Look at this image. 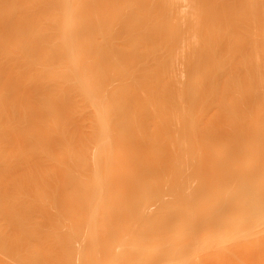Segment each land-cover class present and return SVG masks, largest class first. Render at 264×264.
<instances>
[{"label":"rangeland","instance_id":"374dc122","mask_svg":"<svg viewBox=\"0 0 264 264\" xmlns=\"http://www.w3.org/2000/svg\"><path fill=\"white\" fill-rule=\"evenodd\" d=\"M19 1L21 0H0V174L2 175L0 179H3V185L2 187L0 186L3 194L1 195V203L4 204L3 202L7 199L10 203V200L12 201L15 198V201L12 202L16 203L11 204L13 207H10L14 209L19 205L16 208V211L18 210L16 213L20 215V217L18 216L19 219L16 218L15 211L9 209L8 211H12L11 213L9 212L10 214L15 213L14 215L12 214L13 216L5 210L7 218L3 220V217L6 216L5 212V215L0 217L2 218L0 220L2 223H0L3 227L5 225L6 227L8 226L7 228L13 227L14 229H8L7 231V228L4 227L5 229L3 230L5 232L3 233L2 231V236L8 233L5 236L8 238L12 237L8 240L5 238L6 241L4 238H1L3 239L1 240L3 241V244H1L3 250L1 255L3 256L4 263L257 264V253H252L253 251H250V253L245 251H241V253L240 251H233V253L231 251L229 253L226 250H221L220 252L214 248H206L207 243L204 245L205 242L202 243L200 241H197V246L195 239L198 237V240H200V236L198 235L192 237L193 246L186 243L191 236L190 233L192 234L193 221L201 220L204 218V214L210 211H208L207 207H211L210 205H213L211 204L213 201H209L220 198V195L226 194L231 190L232 186L229 187L230 189L227 188L231 184L226 186L228 181H232L233 179L228 178L231 177L230 174L232 175L230 171L233 169L232 177L234 176L233 181L235 183V181H238L237 175L240 173L237 174V171H234V169L238 170L243 165L245 166L246 163V166L252 164V162L245 159V156H250V154L257 152V155L255 154L257 156V165H261L262 163L264 167V0H196V2H192L193 0H70V3H74H72V6L74 5L75 7H72L73 12H75L74 18L79 16L77 18L78 21L73 16H69L71 19L68 18L69 20L67 19V21L65 19L68 17L65 15L73 14L72 10L68 11L71 8V5L66 3L68 0ZM76 2L78 4L82 3L78 5ZM193 3L196 4L193 5ZM82 4H85L86 9H84L85 6H82ZM78 6L84 8H78ZM195 7L197 8L195 9ZM78 9H80L81 14ZM81 10L85 12L86 16ZM198 12L201 13L199 14ZM202 13L204 14L202 15ZM80 16L81 18L83 16V20ZM197 21L200 22L198 23ZM65 22H69V24L74 22L77 26H80L78 24L82 22L83 25L81 24V28L76 25H68ZM65 25L68 29H66ZM72 27L84 30L83 33H80L77 29L78 33L82 35L79 38L83 41L87 40L89 44L79 41L75 30L74 34L76 37L73 33L67 34V37L75 38V41L71 40L73 43L68 44L65 40V34L67 33L65 30L71 29L68 32H73ZM63 30L66 33H63ZM62 35L65 41L62 40ZM234 40L236 41L234 42ZM63 41L67 43V46L65 44L66 48L70 44L71 47L72 44L74 46V42L75 44L77 42L78 46L77 44L75 46H80L82 48L81 51L85 48V51L81 52L79 50L80 55L77 54L78 51H75V55H73V47L66 50ZM80 42L81 44L79 45ZM86 44L88 49L85 46ZM112 49L115 52V56H113L114 61L113 58L111 60L113 62L108 57L109 50L111 52ZM68 50L72 51V53L70 52V56L67 57ZM95 50H98V52L95 53ZM192 51L195 52L193 53ZM83 53L86 54L83 55ZM76 54L80 57L82 54L84 59L87 58L86 61L82 57L79 60L73 59L74 57H79ZM188 54H192V57L190 55L188 57ZM71 55L73 56L71 57ZM101 55L104 57L99 58ZM80 60H82L80 62V69L78 68L79 70H77L76 66L78 64L76 63H79ZM252 63L254 64L252 65ZM193 67L197 70L193 71ZM86 70H89L88 73L92 71L93 75L86 76L87 74H84L87 73ZM119 71L120 73H118ZM120 74L122 75L120 76ZM82 75L85 76L83 77ZM248 75L252 78L249 79ZM85 77L87 80H91L85 81L86 79H83ZM87 83H89V86ZM91 83L93 86L90 85ZM123 84L127 90L124 89ZM85 88L90 91L87 90V93L84 90ZM122 89L124 90L123 95ZM247 90L251 91V95L257 91L255 93L257 95L254 94L255 97L254 95L252 97L250 95L249 97ZM114 94H117V97L118 94H121L119 95V100L117 99V103L120 99L122 103L119 102L117 105L115 102V105L111 106V102H113L111 101L112 98L116 97ZM124 95L125 97L123 98L122 96ZM253 115L254 119H252ZM249 117L250 119H247ZM118 120L120 121L118 122ZM243 121L244 123H242ZM254 122L257 123V126ZM239 127L242 128L240 133ZM250 129H253V132ZM254 131H256L255 134ZM250 142L253 144H250ZM239 143L240 146L244 144L245 148H242V146L237 148L239 146L237 144ZM247 144L251 145V148L252 145L254 148L257 147L256 152L254 149L252 152V149ZM235 145L240 151H238L239 154L242 151L241 154L243 155L240 154L242 157L236 154ZM175 156L177 157L175 158ZM231 161L232 163L235 162V166L238 165L239 161V164L242 166L238 165L236 169L230 163ZM242 162H245V164H242ZM140 165L141 169H139ZM154 165L156 168L153 167ZM229 165L231 167H228ZM129 168L131 169L129 170ZM35 170L37 171L35 172ZM140 170H144L143 174ZM263 171L257 177V192L260 191L259 188L262 189L264 187V184L261 182L264 181ZM131 174L136 178L133 176L131 179ZM242 174L244 176L240 175V177H247L246 173ZM261 175H263V179H260ZM119 177L123 178L126 182L125 185L121 186L122 189L114 182ZM224 178H226V181H224ZM138 179H140V182L137 181ZM142 180L144 183L146 181L148 186L150 185V189L146 184L144 186V183L142 184L144 187L140 186ZM119 181L121 182L122 179ZM176 181L178 186L176 187L175 184L173 187L176 189L171 188ZM133 183L135 184L133 185ZM153 183L156 185L152 186ZM234 183H232L233 186ZM122 184L124 183L121 182L120 185ZM128 186H133L132 189L134 190H131V187L129 188ZM199 186L205 189H202L203 192L201 193L203 194L199 195V201L197 199L189 201L190 196H193L195 193L193 191H195V188L199 189ZM117 187L119 188L118 191ZM125 189L130 191V196L129 192L127 194V190L125 191ZM56 190L57 192H55ZM3 191L6 193H3ZM143 191L146 192L144 193ZM21 192L23 195L20 194ZM147 192L149 193L147 194ZM199 192H196L197 195L200 194ZM100 193L102 194L101 200L103 201L99 203ZM180 193L182 194L180 195ZM173 194H178V197H175ZM135 195L139 198L135 197ZM144 195L146 196L145 198H143ZM179 195L182 200H178L180 199ZM232 195H235V192ZM98 196L99 199L96 198ZM200 196H203L205 199L207 198V203H205L206 200L204 198L200 200ZM105 197L109 198L108 201ZM116 197L117 199H114ZM118 197H121V201ZM17 198L21 199L19 201L23 203L16 201ZM40 198L44 201H41ZM152 198L154 199L152 200ZM122 199L123 202L127 200L126 203L121 204ZM8 200L4 204L6 207H9L7 206ZM25 201L28 204L24 203ZM159 201L160 203H158ZM118 202L120 203L119 205ZM147 202L149 205L146 204ZM193 202H195V205ZM23 204H25V207ZM156 204L159 208H165H161L160 210L156 207ZM188 205L190 208H187ZM21 206L24 208L29 206L32 209H30L31 212H34L30 213L32 216H29V212L24 214V211L29 210V208L23 210ZM43 206L45 208H42ZM36 208H39V210ZM46 208V212L50 210L49 221L47 215L44 218L47 221L42 217L43 221L38 216L43 211L45 212ZM123 209L125 210L123 211ZM147 209L154 210V213L157 211V214L148 213L146 212ZM190 209L193 211L191 216L185 217L179 220V222L177 221L174 226L172 215L175 211L180 213L183 210L187 211ZM112 211H116L119 217L124 219L117 218L118 214H114ZM129 212L131 213L129 214ZM143 212L150 215L148 218L154 217V219H148L147 215H145L146 213L143 214ZM160 212L164 214L162 213V215ZM108 213L110 216L106 215ZM21 214L28 215L26 217L22 216V218ZM33 214L35 217L38 216L36 219L39 222L35 221ZM115 215L117 216L116 218ZM11 216L13 218L15 216L16 219H11ZM160 216L162 217L161 219L159 218ZM27 217L33 223L28 222ZM107 217L109 219L106 220ZM144 217L148 220H145ZM260 218L264 220V217ZM23 219L26 221L24 220V224L21 223L22 225H20L18 221L23 222ZM131 219L135 223L138 221V224L136 223V225L129 221ZM261 219L259 220L260 223L263 222ZM5 220L6 222H4ZM119 220L123 222L121 223ZM154 220H156L154 223L151 222ZM160 220L163 221L165 229L167 227V229H170L173 226L175 232H172L173 229H170L169 232L168 230H164L161 227L162 222ZM11 221L13 223L10 224ZM15 222L19 224L18 227L12 225H15ZM35 222L37 224H34ZM114 222H117V224ZM118 222L121 223L119 225L121 231L118 230L119 227L117 226L120 224ZM126 222L127 224H125ZM62 223L63 226L66 225L63 227ZM130 223L132 224L131 226ZM146 223L147 225L150 224L151 229L152 226H155L152 230L158 228L165 232L162 231V233L159 230L161 236L160 232L154 231L156 232L155 238L154 235L148 238L146 236L143 237V234L138 236L139 232L141 234L143 233L142 231L150 228L149 226L145 228ZM124 224L127 226L125 227ZM263 225L261 224L260 227ZM56 227L58 231H61L60 233L57 230V233H55L54 228L56 229ZM124 227L126 233H124V230L122 231ZM138 227H141L140 230H137ZM39 228H42V231ZM19 230L20 232H18ZM102 230L104 231L103 233ZM106 230H109L108 233ZM48 232L51 235L53 234V237L47 235L50 234ZM224 233L226 232L219 231L218 234L220 235H218L217 239L219 236L223 240L226 239L228 234L226 236ZM55 234L60 236L56 235L57 238H55ZM134 234L140 239V241L138 240V245L142 243V247H147L146 249L143 248V250L145 249L143 253L142 249H140L141 253H138L139 249L135 248L131 250L128 247L130 245H128L129 242L136 241ZM63 237L64 239H62ZM170 237H173V239ZM38 238L40 242L37 241ZM193 238L195 239L193 240ZM16 239H18L17 247L20 251L16 248L19 252L16 249L10 252L9 249L14 247L13 244L17 241ZM155 239H157V243ZM113 240H116V242ZM165 240L173 241L166 242ZM146 241H149V248L148 244H146L147 246L144 244L147 243ZM154 241L157 244V248L154 246ZM151 242L154 245H151ZM39 243L41 244L39 251L45 250V253L38 251L36 244L39 245ZM158 243L161 244L159 245ZM162 245H164L163 248L166 247L164 251H160ZM46 246L48 249L50 247L49 251L48 249L46 251V248L41 249ZM127 247L129 251L131 250V253L127 251ZM43 254L44 256H42ZM157 254L162 256L158 257ZM252 257L255 258L252 259Z\"/></svg>","mask_w":264,"mask_h":264},{"label":"bare ground","instance_id":"6f19581e","mask_svg":"<svg viewBox=\"0 0 264 264\" xmlns=\"http://www.w3.org/2000/svg\"><path fill=\"white\" fill-rule=\"evenodd\" d=\"M22 1V0H21ZM21 1H19V2H21ZM43 1H45V0H43ZM67 1V0H66ZM65 1V2H66ZM73 1V0H72ZM78 1H80V0H78ZM82 1V0H81ZM85 1V0H84ZM17 2V1H16ZM63 2V1H62ZM75 2V1H74ZM192 2H196V0H193ZM8 3H9V1H8ZM40 3V2H39ZM44 3V2H43ZM64 3V2H63ZM67 4H70L71 5V8L68 10V9H66V10H68L69 12H70V10H72L71 12H73V8L72 7H74V5L72 6V3H70V0H68V2H66ZM77 3V2H76ZM76 3H75V5H76ZM82 3V2H81ZM81 3H77L78 5H81ZM74 4V3H73ZM196 4V3H195ZM194 3H193V5H195ZM199 4V3H198ZM197 4V5H198ZM8 5H10V4H8ZM19 5V4H18ZM66 5V4H65ZM192 5V6H193ZM196 5V6H197ZM67 6H69V5H67ZM66 6V7H67ZM82 6H85V4H82ZM201 6V5H200ZM21 7V6H20ZM77 7V6H76ZM194 7V6H193ZM197 7H199V6H197ZM197 7H195V9L197 8ZM32 8V7H31ZM60 8V7H59ZM68 8V7H67ZM75 8V7H74ZM78 8H84V7H81V6H78ZM20 9V8H19ZM23 9V8H22ZM84 9H86V6H85V8ZM228 9V8H227ZM243 9V8H242ZM76 10H77V8H76ZM80 9H78V11H79ZM87 10H88V8H87ZM198 10V9H197ZM196 10V11H197ZM67 11V12H68ZM75 11V10H74ZM78 11H77V13H78ZM81 11H83V10H81ZM86 11V10H85ZM193 11V10H192ZM199 11H200V9H199ZM68 12V13H69ZM84 12V11H83ZM82 12V13H83ZM90 12V11H89ZM195 12V11H194ZM79 13H80V11H79ZM199 13V12H198ZM201 13V12H200ZM199 13V14H200ZM71 14V13H70ZM74 14V15H73ZM73 14H71V15H65V16H68L67 18H65L66 19V21H67V19L69 18V19H71L69 16H73V18H74V16H75V12H73ZM81 14V13H80ZM84 14H85V12H84ZM87 14H88V12H87ZM192 14V13H191ZM204 13H202V15H203ZM194 15V14H193ZM202 15H201V17H202ZM85 16H86V14H85ZM91 16V15H90ZM197 16V15H196ZM79 17V16H78ZM77 17V18H78ZM200 17V16H199ZM4 18V17H3ZM77 18H74L75 20H77L78 21V19ZM80 18H81V16H80ZM68 19V20H69ZM73 19V20H74ZM82 20H83V16H82V18H81ZM81 20V21H82ZM199 20H200V18H199ZM213 20V19H212ZM251 20V19H250ZM194 21V20H193ZM203 21V20H202ZM12 22V21H11ZM70 22H72V21H70ZM76 22V21H75ZM83 22V21H82ZM82 22H81V24H82ZM198 22V21H197ZM200 22V21H199ZM198 22V23H199ZM66 23V22H65ZM68 23V25H72V26H77V24L75 23L74 24V22L72 23V24H69V22H67ZM66 23V24H67ZM196 23V22H195ZM197 23V25H199ZM81 24L79 23L78 25H80V26H77V27H81ZM193 24V23H192ZM210 24V23H209ZM83 25V24H82ZM107 25V24H106ZM200 25H201V23H200ZM202 26H203V24H202ZM205 26V25H204ZM218 26V25H217ZM57 27V26H56ZM65 27H66V25H65ZM71 27V26H70ZM73 28L72 30H73V32L71 31V32H68V31H70L71 29H69V30H63V33L65 32L66 34H65V40H66V42H68V44L69 43H73V41H71L72 39L75 41V38L74 37H70L69 35L70 34H74V30H75V32H77V33H75L76 35H77V37L79 38V36H82L81 34H79L78 33V28ZM84 27H85V25H84ZM84 27H83V29H84ZM201 27V26H200ZM82 28V27H81ZM87 28H88V26H87ZM209 28V27H208ZM36 29V28H35ZM66 29H68V27H66ZM78 29V30H77ZM199 29V28H198ZM87 30V29H86ZM85 30V31H86ZM193 30V29H192ZM211 30V29H210ZM82 30H79V32L80 33H83L84 32V30L81 32ZM194 31V30H193ZM202 31V30H201ZM38 32V31H37ZM109 32V31H108ZM236 32V31H235ZM33 33V32H32ZM42 33V32H41ZM202 33V32H201ZM208 33V32H207ZM210 33V32H209ZM230 33V32H229ZM39 34V33H38ZM67 34H69L68 36L69 37H67ZM74 34V35H75ZM211 34V33H210ZM234 34V33H233ZM34 35V34H33ZM76 35H75V37H76ZM198 35H199V33H198ZM241 35V34H240ZM39 36H40V34H39ZM205 36V35H204ZM234 36V35H233ZM41 37V36H40ZM39 37V38H40ZM64 36L62 35V38H63ZM202 37V36H201ZM210 37V36H209ZM249 37V36H248ZM59 38V37H58ZM66 38H68V39H66ZM234 38V37H233ZM252 38V37H251ZM45 39V38H44ZM57 39V38H56ZM83 39H84V37H83ZM202 39H203V37H202ZM205 39V38H204ZM211 39V38H210ZM249 39V38H248ZM39 40H42V39H39ZM58 40V39H57ZM62 40H64V38L62 39ZM64 40V41H65ZM68 40V41H67ZM60 41V40H59ZM64 41H63V44H64V46H65V44H66V46H67V43L65 42L64 43ZM76 41H77V38H76ZM79 41H81L82 43H84V42H87V40H82V39H80L79 38ZM236 40H234V42H235ZM37 42H38V40H37ZM81 42L79 43V45L81 44ZM197 42V41H196ZM206 42V41H205ZM204 42V43H205ZM41 43V42H40ZM93 43V42H92ZM91 43V44H92ZM208 43V42H207ZM58 44V43H57ZM62 44V45H63ZM76 44H77V42H76ZM75 44V42H74V46H73V44H72V47H73V53H72V51H69V53H68V51H66V53H68L67 54V57L68 56H70V52L73 54V55H75V51H78V53L77 54H79L80 55V52H79V50L81 51V49L82 48H80V46L79 47H77L78 46V44H77V46H75L76 45ZM87 44H89V42H87ZM87 44L85 45V46H87ZM210 44V43H209ZM235 44V43H234ZM233 44V45H234ZM253 44V43H252ZM254 44H256V43H254ZM56 45V44H55ZM71 45V44H70ZM68 46L67 48H66V46H65V48H66V50L67 49H69L71 46ZM237 45V44H236ZM53 46V45H52ZM194 46V45H193ZM231 46V45H230ZM252 46V45H251ZM72 47H71V49H72ZM75 47H76V49H75ZM82 47H83V44H82ZM91 47V46H90ZM99 47H102V46H99ZM77 48H78V50H77ZM80 48V49H79ZM92 48V47H91ZM103 48V47H102ZM108 48H109V46H108ZM131 48V47H130ZM207 48V47H206ZM210 48V47H209ZM257 48V47H256ZM58 49V48H57ZM87 49H88V46H87ZM86 49V50H87ZM98 49V48H97ZM101 49V48H100ZM231 49V48H230ZM89 50H90V48H89ZM106 50V49H105ZM113 50V51H112ZM111 50V52H110V50H109V53H108V57H110L109 58V60L111 61L112 60V58H113V56H115V52H114V49H112ZM127 50H128V48H127ZM131 50V49H130ZM191 50V49H190ZM189 50V51H190ZM194 50V49H193ZM200 50V49H199ZM198 50V51H199ZM218 50V49H217ZM232 50V49H231ZM230 50V51H231ZM83 51H85V48L83 49ZM83 51H81V52H83ZM133 51V50H132ZM96 52H98V50L96 51L95 50V53ZM105 52V51H104ZM127 52V51H126ZM193 52V51H192ZM195 52V51H194ZM193 52V53H194ZM228 52H229V50H228ZM191 53V52H190ZM192 53V54H193ZM76 54V55H77ZM84 54H86V53H83V55ZM88 54L90 55V53L88 52ZM98 54V53H97ZM192 54L190 55V54H188V57H189V55H190V57H192ZM73 55H71V57L73 56ZM79 55H77V56H79ZM186 56H187V54H186ZM194 56V55H193ZM197 56V55H196ZM257 56V55H256ZM66 57V56H65ZM66 57V58H67ZM81 57L83 58V56H82V54H81ZM80 56L77 58V57H74L73 59H78L79 60V58L80 59H82ZM86 57V56H85ZM88 57V56H87ZM104 56L103 55H101V56H99V58H103ZM107 57V56H106ZM126 57H127V55H126ZM195 57V56H194ZM222 57V56H221ZM41 58V57H40ZM123 58V57H122ZM125 58V57H124ZM209 58V57H208ZM256 58V57H255ZM84 59V58H83ZM86 59L87 58H85L84 60L86 61ZM204 59V58H203ZM75 60V61H76ZM101 60V59H100ZM190 60H192V59H190ZM195 60H197V59H195ZM244 60V59H243ZM257 60V59H256ZM255 60V61H256ZM73 61V60H72ZM109 61V62H110ZM113 61H114V58H113ZM113 61H111V62H113ZM188 61V60H187ZM193 61V60H192ZM245 62H246V60H244ZM80 62H82V60H80L79 61V63H76V64H78V66H76L77 67V70H79L80 69ZM108 62V61H107ZM194 62V61H193ZM192 62V63H193ZM221 62V61H220ZM251 62V61H250ZM73 63H75V62H73ZM86 63V62H85ZM187 63V62H186ZM239 63V62H238ZM257 63V62H256ZM75 64V65H76ZM83 64V63H82ZM245 64V63H244ZM250 64V63H249ZM254 63H252V65H253ZM86 65V64H85ZM109 65H111V64H109ZM235 65V64H234ZM243 65V64H242ZM87 66V65H86ZM103 66V65H102ZM192 66H194V65H192ZM228 66V65H227ZM235 66H237V65H235ZM244 66H246V65H244ZM43 67V66H42ZM75 67V68H76ZM100 67H101V65H100ZM112 67V66H111ZM117 67V66H116ZM197 67V66H196ZM253 67V66H252ZM79 68V69H78ZM83 68V67H82ZM113 68V67H112ZM114 68H115V66H114ZM239 68V67H238ZM256 68V67H255ZM85 69V68H84ZM87 69V68H86ZM92 69V68H91ZM108 70H109V68H107ZM188 69H189V67H188ZM191 70H192V68H190ZM196 69V68H195ZM194 69V67H193V71L195 70ZM201 69V68H200ZM237 69V68H236ZM242 69V68H241ZM247 69V68H246ZM100 70H102L101 68H100ZM104 70V69H103ZM118 70V69H117ZM124 70V69H123ZM173 70V69H172ZM197 70V69H196ZM240 70V69H239ZM257 70V69H256ZM88 71L89 70H86V72L87 73H84V74H87L86 76H88V75H93V73H91L92 71H90L89 73H88ZM122 71V70H121ZM185 71V70H184ZM192 71V72H193ZM199 71V70H198ZM94 72V71H93ZM116 72V71H115ZM186 72V71H185ZM190 72V71H189ZM240 72H242V71H240ZM83 73V72H82ZM81 73V74H82ZM97 73V72H96ZM118 73H120V71L118 72ZM122 73V72H121ZM124 73H125V71H124ZM239 73V72H238ZM246 73H248V72H246ZM105 74V73H104ZM165 74V73H164ZM191 74V73H190ZM91 75V76H92ZM119 75V74H118ZM122 74H120V76H121ZM200 76H201V74H199ZM244 75V74H243ZM83 76V75H82ZM85 76V75H84ZM83 76V77H84ZM96 76V75H95ZM95 76H93V77H95ZM235 76V75H234ZM241 76V75H240ZM249 76V75H248ZM89 77V76H88ZM250 77V76H249ZM196 78H199V77H196ZM232 78V77H231ZM248 78V77H247ZM246 78V79H247ZM252 77H250L249 79H251ZM84 80L86 79V77L85 78H83ZM82 79V80H83ZM89 79V78H88ZM116 79V78H115ZM242 79V78H241ZM245 79V78H244ZM248 79V80H249ZM257 79V78H256ZM75 80H76V78H75ZM89 80H91V79H89ZM89 80H85V81H89ZM109 80V79H108ZM168 80V79H167ZM188 80H190V79H188ZM193 80V79H192ZM199 80V79H198ZM205 80V79H204ZM207 80V79H206ZM80 81V80H79ZM123 81V80H122ZM214 81V80H213ZM242 81V80H241ZM254 81V80H253ZM56 82H57V80H56ZM65 82V81H64ZM92 82V81H91ZM252 82V81H251ZM81 83V82H80ZM80 83H79V85H80ZM110 83V82H109ZM119 83V82H118ZM197 83H199V82H197ZM243 83H244V81H243ZM82 84V83H81ZM83 84H85V83H83ZM88 84V86H89V83H87ZM95 84V83H94ZM111 84V83H110ZM117 84V83H116ZM126 84V86H129V85H127V83H125ZM162 84V83H161ZM185 84V83H184ZM183 84V85H184ZM59 85V84H58ZM86 85V84H85ZM84 85V86H85ZM91 86H93L92 85V83L90 84ZM98 85V84H97ZM100 85V84H99ZM109 85V84H108ZM112 85V84H111ZM124 85V84H123ZM165 85V84H164ZM193 85V84H192ZM247 85V84H246ZM249 85V84H248ZM27 86V85H26ZM87 86V87H88ZM90 86V87H91ZM125 85H124V89L125 90H127L125 87H126ZM158 86V85H157ZM82 87H83V85H82ZM96 87V86H95ZM94 87V88H95ZM109 87H111V86H109ZM117 87H119V86H117ZM249 87V86H248ZM81 88V87H80ZM84 88V87H83ZM99 88V87H98ZM129 88H130V86H129ZM134 88V87H133ZM133 88H131V89H133ZM91 89V88H90ZM157 89V88H156ZM159 89V88H158ZM171 89H172V87H171ZM84 90H86V92L88 93V91H90V90H88L87 88H85ZM83 90V91H84ZM88 90V91H87ZM98 90V89H97ZM120 90V89H119ZM130 90V89H129ZM128 90V91H129ZM183 90V89H182ZM121 91V90H120ZM248 91V90H247ZM116 92H118V91H116ZM124 92V90L122 89V95L124 94L123 93ZM183 92V91H182ZM245 92H246V88H245ZM250 92V93H249ZM252 92H254V90H252ZM257 92V91H256ZM256 92H254L252 95H254ZM91 93V92H90ZM115 93V92H114ZM119 93V92H118ZM185 93V92H184ZM248 94H249V97H250V95H251V91H248L247 92ZM97 94V93H96ZM247 94V95H248ZM88 95H91V94H88ZM117 94H114V96H116ZM119 95H121V94H118V97L116 98V97H113L112 98V100L111 101H113V102H111V106L114 104L115 105V102H116V104L118 105L119 104V102H121V99H120V101L117 103V99L119 98ZM252 95H251V97H252ZM255 95H257V94H255ZM255 95H254V97H255ZM184 96V95H183ZM194 96V95H193ZM192 96V97H193ZM123 98L125 97V95L124 96H122ZM99 98V97H98ZM101 98V97H100ZM121 98V97H120ZM114 99V100H113ZM187 99V98H186ZM90 100V99H89ZM101 100H102V98H101ZM116 100V101H115ZM119 100V99H118ZM124 100V99H123ZM122 100V101H123ZM188 100V99H187ZM252 100H254V99H252ZM125 101V100H124ZM253 102V101H252ZM102 103H104V102H102ZM122 103V102H121ZM108 105V104H107ZM123 105H124V103H123ZM122 105V106H123ZM105 106H106V104H105ZM107 107V106H106ZM233 108V107H232ZM234 109V108H233ZM235 110V109H234ZM255 110H257V109H255ZM242 112V111H241ZM253 112H256V111H253ZM7 114V113H6ZM117 114V113H116ZM119 116V115H118ZM117 116V117H118ZM116 117V116H115ZM243 117V116H242ZM256 117V116H255ZM114 118V117H113ZM122 118H124V117H122ZM121 118V119H122ZM244 118V117H243ZM243 118H240V119H243ZM1 119V118H0ZM247 119H250V117L249 118H247ZM252 119H254V115H253V118ZM251 119V120H252ZM256 119V118H255ZM120 120H118V122H119ZM239 121V120H238ZM247 121V120H246ZM245 121V122H246ZM254 121H256V120H254ZM251 122V121H250ZM253 122V121H252ZM240 123V122H239ZM242 123H244V121L242 122ZM241 123V124H242ZM254 123H256V122H254ZM239 125V124H238ZM254 126H255V124H254ZM256 126H257V123H256ZM242 127V126H241ZM244 128H245V126H243ZM247 127V126H246ZM243 128V129H244ZM252 128H253V126H252ZM240 130H242V128H240L239 127V133H240ZM252 130V131H251ZM250 131L251 132H253V129H250ZM242 132V131H241ZM244 133V132H243ZM242 133V134H243ZM256 133V131H254V134ZM251 134H253V133H251ZM65 137V136H64ZM226 137V136H225ZM230 137V136H229ZM254 141V140H253ZM252 141V142H253ZM255 142V141H254ZM104 143V142H103ZM202 143V142H201ZM242 143V142H241ZM250 144H253V143H251L250 142ZM26 145V144H25ZM199 145V144H198ZM224 145V144H223ZM237 145H239V146H237V148H239V147H241L242 146V148L244 147L243 145H241L240 146V143L239 144H237ZM247 145H249V144H247ZM19 146V145H18ZM251 145H249V147H250ZM255 146V145H254ZM144 148V147H143ZM235 148H236V145H235ZM235 149V152H236V154H239V149ZM245 148V147H244ZM251 148V147H250ZM257 148V147H256ZM256 148H254L253 147V145H252V152H253V149H254V151L256 150ZM231 149V148H230ZM232 149H233V147H232ZM247 149V148H246ZM114 150V149H113ZM234 150V149H233ZM237 150V151H236ZM121 151V150H120ZM231 151V150H230ZM239 151V152H238ZM244 151V150H243ZM247 151H250V150H247ZM245 152V151H244ZM256 152V151H255ZM113 153H114V151H113ZM155 153V152H154ZM157 153V152H156ZM171 153V152H170ZM241 153H242V151H241ZM240 153V154H241ZM160 154H161V151H160ZM226 154V153H225ZM230 154V153H229ZM239 154V155H240ZM253 154V155H252ZM252 154H250V156H243V159L245 158L246 160H249L250 162H252V164L249 166V165H247L246 166V164H245V162H242V164H245V166L243 165V167H241L242 165H240L239 164V161L241 160V158H240V160L238 161V165H240V167L241 168H239L238 170H235L234 169V171H237L236 173L238 174V173H240L239 175H237V179H238V181H235V183H234V181H233V179H234V176L232 177V175H233V169L230 171L231 173H232V175L230 174V176L231 177H228V178H233L232 179V181H228V184H226V186L227 185H230V186H227V188H229V187H231V190L230 191H234L235 192V195H232L234 192H230L228 189V193H230V194H228V193H224L223 195H220V198H217V199H215V200H211V201H209V202H212L213 201V203H211V204H213V205H210L211 207H209V208H211V209H209L208 207H207V209H208V213L206 212L205 214H204V218H202L201 220H199V221H193V226H192V234L190 233V237L188 238L189 240H188V242L186 243L187 245H190V244H192V246L194 245L193 243V241H192V237H196V235H198V236H200V240H198V237H196V239L195 238H193V240L195 239V244L197 245L198 243H197V241H200V242H202V243H204V245L206 244V248L208 247L209 249L211 248H214L215 250H219L220 252H221V250H226L227 252H229V253H231V251L233 252H235V251H240V253H241V251H245V252H249L250 253V251H253L252 253H257V264H264V225L262 226V227H260V225L261 224H264L263 222H264V220L263 219H261L260 217H264V187H262V189L261 188H259V190L260 191H258L257 192V177H259V175H260V173L264 170V167L262 166V163H261V165H257V152L254 154V153H252ZM116 155V154H115ZM131 155V154H130ZM162 155V154H161ZM168 155V154H167ZM171 155V154H170ZM241 155H243V154H241ZM240 155V156H241ZM110 156V155H109ZM124 156V155H123ZM153 156H155V155H153ZM229 156V155H228ZM235 156V155H234ZM101 157V156H100ZM128 157V156H127ZM177 156H175V158H176ZM226 157V156H225ZM237 157V156H236ZM242 157V156H241ZM125 158H126V156H125ZM248 158V159H247ZM63 159V158H62ZM96 159V158H95ZM154 159H156V158H154ZM178 159H179V157H178ZM232 159V158H231ZM242 159V160H243ZM244 159V160H245ZM125 160V159H124ZM150 160V159H149ZM236 160V159H235ZM115 161V160H114ZM136 161V160H135ZM179 161V160H178ZM229 161V160H228ZM64 162V161H63ZM96 162V161H95ZM110 162V161H109ZM117 162V161H116ZM151 162V161H150ZM149 162V163H150ZM119 163V162H118ZM145 163V162H144ZM230 163H232V161L230 162ZM139 164H140V160H139ZM153 164H154V161H153ZM229 164V163H228ZM233 164V167L235 168L236 167V169H237V167H238V165L237 166H235L236 164H235V162H233L232 163ZM235 164V165H234ZM97 165V164H96ZM98 165H99V163H98ZM115 165V164H114ZM128 165V164H127ZM143 165V164H142ZM159 165V164H158ZM195 165V164H194ZM231 165V164H230ZM228 166V167H231V166ZM100 167H101V165H99ZM133 166V165H132ZM139 166V165H138ZM145 166V165H144ZM143 166V167H144ZM150 166V165H149ZM206 166V165H205ZM215 166V165H214ZM2 167V166H1ZM97 167V166H96ZM103 167V166H102ZM115 167V166H114ZM118 167V166H117ZM121 167V166H120ZM123 167V166H122ZM135 167V166H134ZM137 167V166H136ZM153 167H155V165L153 166ZM166 167V166H165ZM224 167V166H223ZM124 168V167H123ZM152 168V167H151ZM156 168V167H155ZM128 169V168H127ZM131 168H129V170H130ZM139 169H141V165H140V168ZM150 169V168H149ZM231 169V168H230ZM52 170V169H51ZM98 170V169H97ZM101 170V169H100ZM118 170V169H117ZM144 170H146V169H144ZM144 170H140L141 171V173L142 172H144ZM148 170V169H147ZM146 170V171H147ZM152 170H153V168H152ZM156 170V169H155ZM176 170V169H175ZM16 171V170H15ZM32 171V170H31ZM37 170H35V172H36ZM103 171V170H102ZM126 171V170H125ZM151 171V170H150ZM158 171V170H157ZM162 171H163V169H162ZM30 172V171H29ZM47 172V171H46ZM95 172V171H94ZM117 172V171H116ZM124 172V171H123ZM126 172H128V171H126ZM130 172V171H129ZM133 172H136V171H133ZM138 172V171H137ZM176 172H178V171H176ZM110 173H112V172H110ZM115 173V172H114ZM118 173V172H117ZM117 173H116V175H117ZM131 173V172H130ZM141 173L139 172V174L141 175ZM152 173V172H151ZM154 173V172H153ZM172 173H173V171H172ZM180 173H181V170H180ZM223 173V172H222ZM235 173V174H236ZM242 173H246V176L247 177H245V178H243V176H244V174H242ZM263 173H264V171H263ZM262 173V174H263ZM22 174V173H21ZM97 174V173H96ZM100 174V173H99ZM113 174V173H112ZM111 174V175H112ZM123 174V173H122ZM132 174H134V173H132ZM130 175V178L132 179L133 178V176L134 175ZM143 174V173H142ZM145 174V173H144ZM150 174V173H149ZM148 174V175H149ZM183 174V173H182ZM124 175V174H123ZM173 175V174H172ZM240 175H243V176H241L240 177ZM51 176V175H50ZM103 176V175H102ZM119 176V175H118ZM120 176H122V175H120ZM152 176V175H151ZM157 176V175H156ZM263 175H261V177H260V179L262 178L263 179V177H262ZM0 177H2V175L0 174ZM58 177V176H57ZM99 177V176H98ZM109 177V176H108ZM141 177H142V175H141ZM174 177V176H173ZM175 177H177L176 175H175ZM239 177V178H238ZM26 178V177H25ZM50 178V177H49ZM61 178V177H60ZM110 178V177H109ZM121 177H119V178H117V181L116 180H114V182H116L117 183V185L120 187V189H122L121 188V186H123V185H125V180L123 179V178H121L122 179V183H124V184H122V185H120L121 184V182L119 181V180H121L120 179ZM126 178H128V177H126ZM134 178H136L135 176H134ZM143 178H144V176H143ZM68 179V178H67ZM73 179V178H72ZM141 179V178H140ZM140 179H138L137 181L138 182H140L139 180ZM170 179H172V178H170ZM226 178H224V181H226L225 180ZM260 179H258V180H260ZM0 180H2L1 182H2V184H1V182H0V186L2 187V185H3V179L1 178ZM103 180V179H102ZM147 180V179H146ZM151 180H152V178H151ZM150 180V181H151ZM154 180V179H153ZM174 180V179H173ZM68 181H70L69 179H68ZM92 181V180H91ZM97 181V180H96ZM187 181V180H186ZM201 181V180H200ZM71 182V181H70ZM87 182V181H86ZM105 182V181H104ZM131 182V181H130ZM132 182H135V181H132ZM137 182V183H138ZM152 182V181H151ZM170 183H171V181H169ZM231 182V183H230ZM262 182V184H264V181H261ZM102 183V182H101ZM136 183V182H135ZM135 183H133V185L135 184ZM144 182H143V180H142V183L140 184V186L143 184ZM147 182L145 181V183H144V186H145V184H146ZM196 183V182H195ZM232 183H234V186L232 185ZM236 183H238V184H236ZM47 184V183H46ZM76 184V183H75ZM85 184V183H84ZM83 184V185H84ZM88 184V183H87ZM127 184H128V182H127ZM155 183H153L152 184V186L154 185ZM175 184H176V187L178 186V183H177V181H176V183H174L173 185H172V187L171 188H173L174 186H175ZM198 184V183H197ZM98 185H100V184H98ZM115 185V184H114ZM116 185V186H117ZM129 185H131V183H129ZM147 185V184H146ZM156 185V184H155ZM180 185V184H179ZM225 185V184H224ZM63 186H64V184H63ZM90 186V185H89ZM103 186V185H102ZM105 186H107V185H105ZM104 186V187H105ZM143 185H142V187H144ZM150 186V185H149ZM148 185H147V187L150 189V187H149ZM183 186V185H182ZM203 186V185H202ZM225 186V187H226ZM239 186V187H238ZM264 186V185H263ZM129 187V186H128ZM131 187V190H134V189H132L133 188V186H130ZM129 187V188H130ZM135 187V186H134ZM139 187V186H138ZM146 187V188H147ZM160 187V186H159ZM200 187V186H199ZM217 187V186H216ZM234 187V188H233ZM3 188H4V186H3ZM2 188V189H3ZM111 188V187H110ZM128 188V189H129ZM140 188V187H139ZM153 188V187H152ZM205 188H206V186H205ZM232 188H233V190H232ZM238 188V189H237ZM62 189V188H61ZM72 189H74V188H72ZM86 189V188H85ZM88 189V188H87ZM95 189V188H94ZM100 189V188H99ZM118 187H117V191H118ZM128 189H125V191L127 190V194H128V192H129V196H130V191H128ZM143 189V188H142ZM173 189H176V188H173ZM202 187H200L199 189H197V188H195V191H193V193H194V195L193 196H190V198L192 199H190L189 197V201H193V199H197V201H199V195H201V194H203V193H201V192H203V190H205V189H203ZM230 189V188H229ZM3 190H6V189H3ZM71 190V189H70ZM79 190V189H78ZM113 190H114V188H113ZM124 190V189H123ZM123 190H121V191H123ZM141 190V189H140ZM143 190H145V189H143ZM154 190V189H153ZM159 190V189H158ZM172 190V189H171ZM183 190V189H182ZM194 190V189H193ZM197 190V191H196ZM201 190V191H200ZM66 191V190H65ZM104 191V190H103ZM103 191H102V193H103ZM161 191V190H160ZM200 191V192H199ZM210 191V190H209ZM236 191H237V193H236ZM55 192H57V190L55 191ZM84 192V191H83ZM113 192H116V191H113ZM137 192L139 193V191L137 190ZM144 192V191H143ZM146 192V191H145ZM144 192V193H145ZM151 192V191H150ZM179 192H180V190H179ZM199 192L200 194H198L197 195V193ZM3 193H6L5 191H3ZM44 193V192H43ZM138 193H137V195H138ZM149 192H147V194H148ZM156 193V192H155ZM173 193H174V191H173ZM178 193V192H177ZM192 193V194H193ZM21 195H23V193L21 192L20 193ZM19 193H18V195H20ZM105 194V193H104ZM116 194V193H115ZM140 194V193H139ZM141 194H142V192H141ZM153 194V193H152ZM182 193H180V195H181ZM1 195H3L2 194V192H1V189H0V217H3L5 214H6V216H4L3 217V220L4 219H6L7 218V213H6V211L5 210H13V211H15V213L16 212H18V210L16 211V208H17V206H19V205H17L14 209L13 208H11V207H13L11 204H13V203H16V202H12V201H15V198H14V200H10V203H9V200H8V202H7V206H9V207H6V205H4V204H6L5 202L7 201L6 199V201L5 202H3L4 204H2L1 202H2V196ZM20 195V196H21ZM36 195V194H35ZM67 195V194H66ZM107 195V194H106ZM120 195V194H119ZM137 195H135V197L137 196ZM173 195H175V197L177 196L178 197V194H173ZM179 195V198L181 197ZM188 195H190V194H188ZM20 196H18V198H20ZM42 196H43V194H42ZM82 196V195H81ZM96 196V195H95ZM99 196H100V199H99ZM99 196L98 197H96V198H98L99 199V203L100 202H102L103 200H101V197H102V194L100 193L99 194ZM113 196H114V193H113ZM116 196V195H115ZM118 196V195H117ZM133 196V195H132ZM139 196V195H138ZM137 196V197H138ZM142 196V195H141ZM183 196V195H182ZM195 196V197H194ZM196 196H197V198H196ZM6 197V196H5ZM4 197V198H5ZM16 197V196H15ZM121 197H123V196H121ZM121 197H118V198H120V201H121ZM146 196L144 195V197L143 198H145ZM153 197H154V195H153ZM214 197H216V196H214ZM217 197H219V196H217ZM17 198V199H18ZM21 198H22V196H21ZM66 198V197H65ZM124 198V197H123ZM139 198V197H138ZM141 198V197H140ZM143 198H141V199H143ZM155 198V197H154ZM154 198H152V200L154 199ZM158 198H159V196H158ZM187 198V199H188ZM204 197L202 196H200V200L201 199H203ZM16 199V201H18V202H21V201H19V200H21V199H18L17 200ZM38 199V198H37ZM41 199V198H40ZM55 199V198H54ZM78 199V198H77ZM81 199V198H80ZM89 199V198H88ZM87 199V200H88ZM103 199V198H102ZM105 199H107L106 197H105ZM109 199V198H108ZM108 199H107V201H108ZM114 199H117V197L116 198H114ZM136 199V198H135ZM173 199H174V197H173ZM183 199H184V197H183ZM205 199V198H204ZM207 199V198H206ZM205 199V200H206ZM23 200V199H22ZM30 200V199H29ZM85 200V199H84ZM86 200V201H87ZM125 200V199H124ZM148 200V199H147ZM163 200V199H162ZM175 200H177V199H175ZM178 200H182V198H180V199H178ZM177 200V201H178ZM204 200V201H205ZM41 201H44V200H42L41 199ZM46 201V200H45ZM86 201H85V203H86ZM106 201V200H105ZM111 201V200H110ZM126 201L127 200H125V202H123V199H122V202H121V204L122 203H126ZM136 201V200H135ZM155 201V200H154ZM173 201V200H172ZM207 201L208 200H206V202L205 203H207ZM12 202V203H11ZM114 202H116L115 200H114ZM129 202V201H128ZM130 202H131V200H130ZM146 202V201H145ZM153 202V201H152ZM163 202V201H162ZM165 202V201H164ZM176 202V201H175ZM179 202V201H178ZM201 202H203V201H201ZM8 203H9V205H8ZM21 203H23V202H21ZM24 203H27L28 204V202H24ZM75 203V202H74ZM84 203V204H85ZM111 203V202H110ZM143 203V202H142ZM155 203V202H154ZM158 203H160V201L158 202ZM157 203V204H158ZM194 203V205H195V202H193ZM20 204V203H19ZM26 204V205H27ZM46 204V203H45ZM98 204V203H97ZM108 204V203H107ZM120 203L118 202V205H119ZM139 204V203H138ZM146 204H148V202L146 203ZM156 204V207H158V205ZM163 204V203H162ZM161 204V205H162ZM5 207H4V206ZM25 204H23V206H24ZM30 206H31V204H29ZM32 205H33V203H32ZM62 205V204H61ZM95 205H96V203H95ZM101 205V204H100ZM103 205V204H102ZM112 205V204H111ZM125 205V204H124ZM123 205V206H124ZM129 205V204H128ZM128 205H127V208H128ZM136 205V204H135ZM143 205V204H142ZM149 205V204H148ZM153 205H155V204H153ZM181 205V204H180ZM193 205V204H192ZM192 205H190V206H192ZM11 206V207H10ZM77 206H78V204H77ZM105 206H106V204H105ZM122 206V207H123ZM147 206V205H146ZM163 206V205H162ZM187 206V205H186ZM186 206H185V208H186ZM197 206V205H196ZM25 207V206H24ZM24 207H22L21 206V209H23V210H25L26 208L28 209L29 208V210H25L24 211V214L25 213H27V212H29V216L31 215L32 216V214H30V213H34V212H31V208L28 206H26V208H24ZM59 207V206H58ZM96 207H97V205H96ZM150 207V206H149ZM148 207V208H149ZM155 207V208H156ZM182 207V206H181ZM194 208H195V206H193ZM2 208V209H1ZM6 208V209H5ZM42 208H45L44 206L42 207ZM72 208V207H71ZM75 208V207H74ZM82 208V207H81ZM105 208V207H104ZM117 208H119V207H117ZM120 208H121V206H120ZM161 208H165V207H158V209H160L161 210ZM184 208V209H185ZM187 208H190L189 207V205H188V207ZM186 208V209H187ZM194 208H193V210H194ZM206 208V207H205ZM31 209V210H30ZM35 209V208H34ZM37 209V208H36ZM62 209V208H61ZM77 209V208H76ZM85 209V208H84ZM126 209V208H125ZM125 209H123V211L125 210ZM129 209H130V207H129ZM133 209V208H132ZM137 209V208H136ZM206 209V210H207ZM3 210V211H2ZM37 210H39V208L37 209ZM110 210H112V209H110ZM117 210H120V209H117ZM131 210V209H130ZM134 210V209H133ZM148 210V211H147ZM146 210V212H148V213H152L153 215L154 214H157L156 212L157 211H155V213H154V210H151V209H147ZM168 210V209H167ZM181 210V209H180ZM205 210V211H206ZM47 211V208H46V210H45V212L43 211H41L42 212V214H40V215H38V216H40V219H42V217H43V219L46 217V215H47V218H48V216L50 217V210L48 211V212H46ZM95 211V210H94ZM99 211V210H98ZM105 211V210H104ZM122 211V212H123ZM132 211V210H131ZM136 211V210H135ZM134 211V212H135ZM145 211V210H144ZM159 211V210H158ZM196 211H197V209H196ZM200 211V210H199ZM4 212H5V214H4ZM10 211H8V213H9ZM12 212V211H11ZM10 212V213H11ZM39 212V211H38ZM58 212V211H57ZM77 212V211H76ZM84 212V211H83ZM109 212V211H108ZM111 212V211H110ZM112 212H114V211H112ZM116 212V211H115ZM114 212V214H118L117 212L115 213ZM145 212V213H146ZM178 211H175V213L172 215L173 216V225L175 226V223L178 221L179 222V220H181V219H183V218H185V217H189V216H191V214H192V212L193 211H191V209L190 210H183L182 212H180V213H177ZM9 213V214H10ZM14 213V214H15ZM21 213L23 214V212H22V210H21ZM99 213V212H98ZM100 213H103V212H100ZM121 213V212H120ZM125 213V212H124ZM126 213H128L127 211H126ZM125 213V214H126ZM131 212H129V214H130ZM136 213H137V211H136ZM144 212H143V214H145ZM161 213V212H160ZM163 213V212H162ZM161 213V214H162ZM177 213V214H176ZM197 213V212H196ZM201 213H202V210H201ZM201 213H199V214H201ZM3 214V215H2ZM13 214V213H12ZM12 214H10V215H12ZM13 214V215H14ZM21 214V217L22 216H24V217H26L28 214H26V215H22ZM39 214V213H38ZM49 214V215H48ZM91 214V213H90ZM96 214H97V211H96ZM110 214H112V213H110ZM125 214H123V215H125ZM129 214H127V215H129ZM164 214V213H163ZM162 214V215H163ZM198 214V215H199ZM207 214V215H206ZM12 215V216H13ZM17 215V213L15 214V216ZM75 215V214H74ZM106 215H109V213L108 214H106ZM142 215V214H141ZM145 215H147V213L145 214ZM11 216V217H12ZM15 216H14V218L12 217L11 219H16V218H18V216L20 217V215H17V217L15 218ZM28 216V217H29ZM33 216H34V214H33ZM37 216V217H38ZM78 216V215H77ZM79 216H80V214H79ZM78 216V217H79ZM88 216V215H87ZM110 216V215H109ZM118 216V217H117ZM115 215V218L117 217V218H119V219H124V218H122V217H119V214L118 215ZM120 216H121V214H120ZM130 216V215H129ZM132 216V215H131ZM138 216H139V214H138ZM148 216H150V215H147L146 217L148 218ZM158 216V215H157ZM171 216V217H172ZM27 217V218H28ZM37 217H35L34 216V218H35V221H38V219H36ZM92 217V216H91ZM105 217V216H104ZM164 217V216H163ZM8 218L10 219V217L8 216ZM23 218V217H22ZM30 218V217H29ZM28 218V222H30L31 221V219H29ZM80 218V217H79ZM114 218V217H113ZM133 218V217H132ZM134 218H135V216H134ZM142 218V217H141ZM146 218V219H147ZM152 218L154 219V217H149L148 219H150V220H152ZM160 219L162 218L161 216L159 217ZM263 221L262 223H260L259 222V220L260 219ZM9 219H7L8 221H10ZM19 219V218H18ZM42 219V220H43ZM63 219V218H62ZM84 219V218H83ZM82 219V220H83ZM92 219V218H91ZM107 219H109L108 217L106 218V220ZM127 219V218H126ZM144 219H145V217H144ZM145 219V220H146ZM147 219V220H148ZM155 219H158V218H155ZM259 219V220H258ZM0 220H2V218H0ZM24 220L25 219H23V222L22 221H18V223L20 224V225H22V224H24ZM32 220L34 221V219L32 218ZM45 221H47L46 219H44ZM43 220V221H44ZM50 219L48 218V221H49ZM69 220V219H68ZM74 220V219H73ZM87 220V219H86ZM113 220V219H112ZM118 220V219H117ZM128 220V219H127ZM134 220V219H133ZM138 220V219H137ZM143 220V219H142ZM164 220V219H163ZM165 220H166V218H165ZM13 222H14V220H12ZM10 222V224L11 223H13V222ZM26 221V220H25ZM42 221V222H43ZM54 221V220H53ZM62 221H64V220H62ZM72 221V220H71ZM89 221V220H88ZM87 221V222H88ZM121 223L123 222V221H121V220H119ZM129 221H131L132 222V219L131 220H129ZM156 220H154V221H151V222H155ZM161 221V220H160ZM1 223H2V221H0ZM4 222H6V220L4 221ZM16 222H17V220H16ZM15 222V223H16ZM39 222V221H38ZM41 222V221H40ZM120 222H118V223H120ZM128 222V221H127ZM127 222L125 223V224H127ZM149 222V221H148ZM147 222V223H148ZM162 223H161V227L162 228H164L163 227V221H161ZM168 222V221H167ZM0 223V264H5L4 263V259L2 258L3 256L1 255V253L3 252V250H2V245L1 244H3V241H1V240H3V239H1V238H4V240H5V238L8 240V239H11L12 237H7V236H5L6 234L8 235V233H6L4 236H2L3 235V233L5 232V230H3V229H5V228H7L5 225H4V227H3V225ZM18 223H16L15 225L14 224H12L13 226H19V224ZM22 223V224H21ZM26 223V222H25ZM30 223H33V222H30ZM29 223V224H30ZM57 223H59V222H57ZM60 223H61V221H60ZM96 223V222H95ZM114 223H116L117 224V222H114ZM121 223L120 224H118V226L117 227H119V225H121ZM132 223H135V221L134 222H132ZM137 224H138V221L136 222ZM135 223V224H136ZM140 223V222H139ZM147 223H146V225H145V228H146V226L148 227H150V224H148L147 225ZM164 223H166V222H164ZM18 224V225H17ZM34 224H37V222H35ZM42 224V223H41ZM55 224V223H54ZM94 224V223H93ZM124 224V225H125ZM134 224V225H135ZM136 224V225H137ZM152 224V223H151ZM168 224V223H167ZM179 224V223H178ZM7 225V224H6ZM12 225H9V226H12ZM27 225V224H26ZM49 226H50V224H48ZM53 225V224H52ZM66 225V224H65ZM64 225V226H65ZM86 225V224H85ZM104 225V224H103ZM115 225V224H114ZM132 224L130 223V226H131ZM141 225V224H140ZM155 225V224H154ZM160 225V224H159ZM31 226V225H30ZM62 226H63V223H62ZM63 226V227H64ZM127 225H125V227H126ZM139 226V225H138ZM142 226V225H141ZM156 226H158V225H156ZM180 226V225H179ZM187 226V225H186ZM3 227V228H2ZM26 227V226H25ZM32 227V226H31ZM42 227V226H41ZM44 227H46V225H44ZM53 227H55L54 225H53ZM77 227V226H76ZM75 227V228H76ZM97 227H98V225H97ZM106 227H107V224H106ZM106 227H105V229H106ZM125 227H124V229H122V231L124 230H126L125 229ZM189 227V226H188ZM33 228V227H32ZM66 228H68L67 226H66ZM122 228H123V226H122ZM136 228V227H135ZM140 228L141 227H138L137 228V230L139 229L140 230ZM153 228H155V226L153 227L152 226V229ZM168 228V227H167ZM165 229L164 228V230H168V232H169V230L170 229H173V226H172V228H170V229ZM175 228V227H174ZM191 228V227H190ZM8 229H13V227L12 228H7L6 230L8 231ZM39 229H41V231H42V228H39ZM48 229V228H47ZM46 229V230H47ZM92 229V228H91ZM107 229H109V228H107ZM110 229H112V228H110ZM114 229H116L115 227H114ZM113 229V230H114ZM128 229V228H127ZM131 229H133V228H131ZM150 229V230H149ZM147 228V229H145L144 231H142L143 233H141L140 234V232L138 233V236L139 235H142L143 237L144 236H146L147 238L148 237H153V236H151V235H154V238H155V233L156 232H160L161 231V229H158V231H157V229H155V230H152L151 229V227L150 228ZM14 230V229H13ZM36 230V229H35ZM50 230V229H49ZM54 230H55V233H57L56 232V230H57V227H56V229L54 228ZM82 230H84V229H82ZM118 230H120V227L118 228ZM130 230V229H129ZM133 230H136V229H133ZM160 230V231H159ZM164 230H162V231H164ZM175 229H173L172 230V232L174 231ZM2 231H3V233H2ZM27 231V230H26ZM58 231V230H57ZM95 231V230H94ZM99 231V230H98ZM107 231V230H106ZM109 231V230H108ZM108 231H107V233H108ZM116 231V230H115ZM121 231V230H120ZM154 231H156V232H154ZM161 231V232H162ZM219 231H223V232H226V233H224L225 235L226 234H228V237L226 238V239H221L220 238V236H219V238L218 239H220V240H218L217 239V237H218V235H220V234H218L219 233ZM18 232H20V230L18 231ZM25 232V231H24ZM28 232V231H27ZM36 232V231H35ZM34 232V233H35ZM51 232V231H50ZM50 232H48V233H50ZM53 232V231H52ZM61 231H58V233H60ZM104 231L102 230V233H103ZM135 232V231H134ZM161 232L159 233L160 235H161ZM165 232V231H164ZM171 232V233H172ZM175 232V231H174ZM12 233H14V232H12ZM47 233V232H46ZM122 233V232H121ZM121 233H120V235H121ZM124 233H126V231L124 232ZM129 233V232H128ZM131 233H132V231H131ZM144 233H146V234H144ZM154 233V234H153ZM163 233V232H162ZM185 233V232H184ZM9 234H10V231H9ZM16 234V233H15ZM23 234V233H22ZM64 234V233H63ZM105 234H106V232H105ZM115 235H116V233H114ZM170 234V233H169ZM13 236H14V234H12ZM47 235H51V233L50 234H47ZM53 235V234H52ZM51 235V236H52ZM56 235H58V234H55L54 236H55V238H57L56 237ZM70 235V234H69ZM68 235V236H69ZM126 235V234H125ZM157 235H158V233H157ZM2 236V237H1ZM10 236V235H9ZM27 236H29V235H27ZM40 236H42V235H40ZM46 236V235H45ZM58 236H60V235H58ZM63 236V235H62ZM61 236V237H62ZM110 236V235H109ZM121 236H123V234L121 235ZM136 236H137V232H136ZM135 236V234H134V238L136 237ZM162 236V235H161ZM176 236V235H175ZM227 236V235H226ZM19 238H21L20 236H18ZM22 237H23V235H22ZM25 237V236H24ZM53 237V236H52ZM66 237V236H65ZM160 237V236H159ZM164 237V236H163ZM187 237V236H186ZM27 238V237H26ZM31 238V237H30ZM40 238V237H39ZM39 238H38V240L37 241H39ZM44 238V237H43ZM118 238V237H117ZM139 237H136V241H133V242H129L128 243V247H130V249L132 250V249H135V248H137V250H138V253H141V251H140V249H142V253H143V251H145V249L147 248H145V247H142V243H141V245H138V240L140 241V239H138ZM165 238V237H164ZM171 239H173V237H170ZM32 239V238H31ZM37 239V238H36ZM35 239V240H36ZM54 239V238H53ZM62 239H64V237L62 238ZM66 239H68V238H66ZM66 239H65V241H66ZM120 239V238H119ZM178 239V238H177ZM17 241H15V244H16V246H15V244H13L14 245V247H12L11 245V247H12V249L10 248L9 249V251L11 252L13 249H18L19 250V248L17 247V243H18V239H16ZM34 240V241H35ZM69 240V239H68ZM142 240V239H141ZM147 240V239H146ZM151 240V239H150ZM154 240V239H153ZM156 240V243H157V239H155ZM182 240H184L183 238H182ZM6 241V240H5ZM19 241H21L20 239H19ZM26 241V240H25ZM25 241H23V242H25ZM28 241V240H27ZM43 241H45V240H43ZM55 241V240H54ZM57 241V240H56ZM111 241V240H110ZM113 241H115L116 242V240H113ZM144 241V240H143ZM166 241V240H165ZM167 241H170V240H167ZM166 241V242H167ZM173 241V240H172ZM172 241H170V242H172ZM175 241V240H174ZM185 241H186V239H185ZM12 242V241H11ZM40 242V241H39ZM59 242V241H58ZM61 242H62V240H61ZM68 243H69V241H67ZM71 242V241H70ZM128 242V241H127ZM147 243H144L145 245L146 244H148L149 243V241H146ZM161 242V241H160ZM165 242V243H166ZM179 242H181V241H179ZM182 242H184V241H182ZM5 243V242H4ZM7 243H8V241H7ZM6 243V244H7ZM14 243V242H13ZM22 243V242H21ZM26 243V242H25ZM29 243V242H28ZM32 243V242H31ZM36 243H38V242H36ZM63 243V242H62ZM86 243V242H85ZM90 243V242H89ZM96 243V242H95ZM118 243V242H117ZM155 243V241H154V244H153V242H151L150 244L152 245H154V246H156L157 244ZM163 243V242H162ZM177 243H178V241H177ZM176 243V244H177ZM6 244H5V247H6ZM11 244V243H10ZM23 244V243H22ZM35 244V243H34ZM116 244V243H115ZM121 244H122V242H121ZM125 244V243H124ZM143 244V245H144ZM159 245L161 244V243H158ZM173 244H175V242H173ZM21 245V244H20ZM30 245V244H29ZM44 245H46V244H44ZM49 245V244H48ZM66 245V244H65ZM123 245V244H122ZM138 245V246H137ZM168 245V244H167ZM171 245H172V243H171ZM36 246H38V251H39V248L41 247V244L39 243V245H37L36 244ZM40 246V247H39ZM67 246H68V244H67ZM66 246V247H67ZM72 246V245H71ZM124 246V245H123ZM147 246V245H146ZM163 246L164 245H162L161 247L163 248ZM170 246V245H169ZM198 246V245H197ZM209 246H211V247H209ZM35 247V246H34ZM42 247H43V245H42ZM52 247V246H51ZM91 247V246H90ZM104 247V246H103ZM111 247H112V245H111ZM127 247V251H129V248ZM150 247V245L148 244V248ZM160 247V246H159ZM188 247V246H187ZM7 248H9V247H7ZM26 248H28V247H26ZM25 248V249H26ZM46 248V251H47V249H48V247L46 246V247H44V248H41V249H45ZM86 248H88V247H86ZM96 248V247H95ZM107 248V247H106ZM113 248V247H112ZM143 248H145L144 250H143ZM155 248V247H154ZM153 248V249H154ZM156 248H157V246H156ZM155 248V249H156ZM160 249V251L161 250H163L164 251V249L166 248H163V249ZM191 248V247H190ZM193 248V247H192ZM204 248V247H203ZM17 249H16V251H17ZM21 250H22V248H20ZM36 249V250H37ZM49 249H50V247H49ZM49 249H48V251H49ZM69 249H71V248H69ZM90 249V248H89ZM32 250V249H31ZM30 250V251H31ZM109 250H111V249H109ZM130 250V251H131ZM152 250V249H151ZM208 250V249H207ZM7 251V250H6ZM20 251V250H19ZM19 251H17V252H19ZM27 251V250H26ZM33 251V250H32ZM37 251V252H38ZM55 251V250H54ZM72 251V250H71ZM126 251V250H125ZM129 251V252H130ZM147 251V250H146ZM257 251V252H256ZM13 252V251H12ZM25 252V251H24ZM28 252V251H27ZM39 252H43V253H45V250L44 251H39ZM61 252V251H60ZM70 252V251H69ZM106 252H108V251H106ZM110 252V251H109ZM121 252V251H120ZM171 252V251H170ZM225 252V251H224ZM233 252V253H234ZM242 252V253H243ZM14 253H15V251H14ZM47 253V252H46ZM53 253V252H52ZM92 253V252H91ZM131 253V252H130ZM133 253V252H132ZM159 253V252H158ZM164 253V252H163ZM200 253V252H199ZM251 253V254H252ZM5 254V253H4ZM41 254V253H40ZM102 254V253H101ZM171 254V253H170ZM226 254V253H225ZM10 255V254H9ZM24 255V254H23ZM108 255H109V253H108ZM134 255V254H133ZM158 255V254H157ZM166 255V254H165ZM221 255V254H220ZM232 255V254H231ZM235 255V254H234ZM242 255V254H241ZM248 255H250V254H248ZM8 256V255H7ZM42 256H44V254L42 255ZM46 256H48L47 254H46ZM45 256V257H46ZM52 256V255H51ZM58 256V255H57ZM75 256V255H74ZM136 256V255H135ZM138 256H139V254H138ZM160 256H162V255H158V257H160ZM253 256V255H252ZM76 257V256H75ZM74 257V258H75ZM123 257H125V256H123ZM132 257V256H131ZM137 257V256H136ZM164 257V256H163ZM208 257V256H207ZM245 257V256H244ZM243 257V258H244ZM50 258V257H49ZM127 258V257H126ZM135 258V257H134ZM157 258V257H156ZM235 258H237V257H235ZM249 258V257H248ZM255 258V257H254ZM253 257H252V259H254ZM7 259V258H6ZM51 259V258H50ZM109 259V258H108ZM125 259V258H124ZM165 259V258H164ZM240 259H241V257H240ZM250 259V258H249ZM249 259H248V261H249ZM41 260V259H40ZM56 260V259H55ZM54 260V261H55ZM114 260V259H113ZM120 260V259H119ZM155 260V259H154ZM161 260H163V259H161ZM181 260V259H180ZM245 260V259H244ZM124 261V260H123ZM132 261V260H131ZM130 261V262H131ZM156 261V260H155ZM246 261V260H245ZM94 262V261H93ZM104 262V261H103ZM125 262V261H124ZM123 262V263H124ZM128 262V261H127ZM149 262V261H148ZM152 262V261H151ZM158 262V261H157ZM162 262H164V261H162ZM95 263V262H94ZM106 263V262H105ZM109 263V262H108ZM147 263V262H146ZM167 263V262H166ZM183 263V262H182ZM201 263V262H200ZM248 263V262H247ZM92 264V263H91ZM130 264V263H129ZM149 264H151V263H149ZM168 264H170V263H168ZM253 264V263H252Z\"/></svg>","mask_w":264,"mask_h":264}]
</instances>
